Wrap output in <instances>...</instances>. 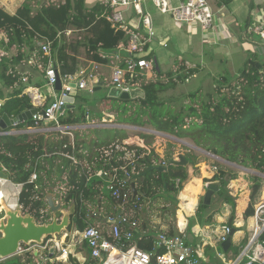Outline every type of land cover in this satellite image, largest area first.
<instances>
[{
    "label": "trees",
    "instance_id": "16d2710c",
    "mask_svg": "<svg viewBox=\"0 0 264 264\" xmlns=\"http://www.w3.org/2000/svg\"><path fill=\"white\" fill-rule=\"evenodd\" d=\"M32 1L34 0H24L22 5L24 16L10 17L5 22H1L0 19V27L7 38L6 41L0 37V51L10 54L8 61L0 58V119L3 114L15 118L27 110L36 109L37 106L32 103L25 91L31 86L44 88L46 83L47 57L43 55L41 46H38L39 42L51 40L52 56L61 75L75 72L78 64L76 56L78 49L71 45L66 37V30L69 28L84 32V38L78 42V46L83 45L85 58L100 64H108L113 57L104 54L103 50L130 47V33L114 25L107 18L113 12L110 2H100L90 7L86 0H67V4L61 7L64 11H61L52 9L44 1L37 15L31 18L29 12L32 10ZM130 12L135 13L133 9ZM27 18L34 21L33 26L28 23ZM61 21L64 23V30L59 28ZM41 29H50L53 35L41 38L38 35ZM147 46L148 44L145 46L146 49ZM13 48L17 50V55L13 54ZM69 48L76 53H70ZM145 57L153 59L154 54L150 52ZM27 58L28 60L37 58L38 63H35V66L39 68L41 64L40 68L44 71L43 78L31 85L23 84V77L17 70V64ZM122 60L121 65L125 66V60ZM201 69L200 66H188L184 60H176L173 67L166 72L154 70L156 75L154 80L145 82L144 79L135 78L133 84L139 80V87L145 91L144 98L121 99L107 95L105 98H94L88 103L82 91H78L75 96V108L66 110L60 117L61 125L70 127L67 131L73 132V137L59 130L1 134L0 168L9 172L12 183L22 185L18 203L24 212L35 216L40 223L49 222L52 215L46 196L48 190L58 185V193L61 187L66 190L62 192L65 205L76 204V213L72 216L68 230L76 228L82 231L89 226H95L92 216L97 214L102 205L106 208L105 214H122L129 222H137L133 232L134 241L139 248L151 251L156 247L157 234L152 233L156 230L148 225L141 226V230L138 228L141 215L146 211L145 201L149 199L151 203L164 192L175 193L178 197L180 191L172 181L177 177V172L171 168L172 164L163 172L148 168L151 165L170 162L172 155L169 152L161 157L154 149L148 150L134 143L124 144L127 134L113 141L107 139L100 141L96 138L89 141L86 135L79 132L81 128L77 126L94 120L104 123L106 111L115 115L116 119L113 122L118 124L151 126L160 133L170 134L179 139H191L196 146L218 159H206L214 166L229 169L228 165L219 161L223 159L244 169L264 174V72H255L253 65L247 62L236 75L224 70L219 78L222 79V85H217L215 92L207 99L204 98L202 90L197 89L187 95L183 108L177 109L167 100H159L160 92L175 88L178 83L200 73ZM3 87H7L9 91H5ZM105 100L109 101L110 107L97 109L96 107ZM50 125L56 124L52 122ZM32 126H35V121L30 119L16 125L15 129ZM11 129L13 127L7 128L6 131ZM139 136L147 139L152 134L140 133ZM91 143H95L94 148L90 147ZM116 144L136 150L132 161L124 159V151L117 149ZM107 150L111 152L108 153ZM65 154L74 155L75 160ZM115 168L116 186L129 192L126 202L114 197L109 187L107 193L101 190L99 184L102 181L95 178V174L105 170L112 172ZM33 173L37 174L35 180L31 179ZM251 177L254 182L253 185L247 184L252 192L248 196L246 206H243L244 200L241 196L244 188H232V184L238 181L233 174L218 170L211 179L205 180V183L213 181L221 183V190L217 195L220 197L221 205L226 203L231 206L233 223L246 221L254 214L255 199L261 190L260 181L263 177L257 174H251ZM106 181L108 183L107 179ZM124 181L125 185L121 186ZM133 183L139 192L137 196H134L132 190ZM102 201L106 203L103 204ZM122 203L123 208L120 207ZM221 207L208 210L210 205L201 202L191 223L214 222L215 215ZM179 213L182 218L184 215L180 209ZM102 223L105 230L108 223L105 221ZM261 239L264 240V233ZM191 244L198 245L196 242ZM199 247L202 257L206 260L212 245L203 238ZM33 258L31 254L24 257L13 256L1 264H30ZM71 262L76 264V259L71 258ZM86 264H95V261L92 260L90 263L88 261Z\"/></svg>",
    "mask_w": 264,
    "mask_h": 264
},
{
    "label": "built area",
    "instance_id": "2783aa9c",
    "mask_svg": "<svg viewBox=\"0 0 264 264\" xmlns=\"http://www.w3.org/2000/svg\"><path fill=\"white\" fill-rule=\"evenodd\" d=\"M146 1H109L113 12L107 16L108 20L130 33V47L127 49L132 52V56L124 59L125 66L118 65L114 67L111 76L113 87L121 91L130 92V90L139 87V80L144 79L154 65L153 59L145 57L148 54L145 46L155 36L151 14L146 12L144 8ZM150 1L159 12L171 15L177 24H198L204 30L211 29L216 25V18L220 13L219 11H214L208 0H184L176 6H173L170 0ZM131 9L134 10L138 17V21L132 25L128 22L126 15ZM143 27L144 29H142ZM75 31L69 28L66 30V35L70 36ZM249 31L264 41V20L253 24ZM42 42L41 49L43 55L47 57L45 68L46 83L44 85L47 92L45 93L44 91L45 94H42V88L36 86L28 87L25 91L32 103L37 106L36 112L32 116L35 126L26 129L9 130L5 134L38 133L50 130L69 133L67 130L70 127L62 126L60 117L65 114V99L70 96V92L73 90L72 84H76L77 92H94V89L101 84L99 78L100 63L86 58L84 63L79 62L77 64L75 72L61 75L52 56L51 40L45 39ZM58 76L62 82V88L59 91L55 88ZM135 78L139 80L133 84ZM42 111L45 112V116ZM52 122L56 125H50ZM153 132L157 133L156 131ZM124 144H133V142L128 140L124 141ZM116 148L124 151L123 157L129 161H132L136 154L135 149H129L124 145L116 144ZM110 152L108 151V153ZM65 156L75 160L74 155L65 154ZM116 171L117 168L112 172L105 170L100 174L108 180L109 189L113 196L126 202L129 192L116 186ZM36 178L37 174L33 173L31 179L35 180ZM3 181L9 180L0 178V182ZM125 183L126 181L121 186H124ZM15 185L20 187L16 194L17 199H19L22 185ZM64 189V187H61L60 192L57 193L55 197L56 203L61 202L65 205L62 198V192L66 191ZM18 204V202L15 203V207ZM120 207L123 208V203ZM58 216L60 218L61 213ZM250 219L252 221L251 237L248 245L231 256L227 255L228 251L224 250L223 247H218L214 252V257L218 264H264V240L261 239L264 233V201L259 202L255 206L254 214ZM105 222L108 223V229L105 230L100 226H89L82 231L73 228L46 238L42 244L31 243L27 245L20 243L18 252L14 256L24 257L27 254H31L37 260L35 262L32 261L30 264H73L71 258L76 259V264H86L92 260L95 261V264H212L210 258L205 260L202 257L198 245L191 244L180 236H173L168 232L157 233L156 247L151 251H146L139 248L134 241L135 235L133 231L137 226V222H129L128 218L122 214H108L105 216ZM128 243L129 245L127 246ZM7 259H0V264Z\"/></svg>",
    "mask_w": 264,
    "mask_h": 264
},
{
    "label": "crops",
    "instance_id": "0c3cea01",
    "mask_svg": "<svg viewBox=\"0 0 264 264\" xmlns=\"http://www.w3.org/2000/svg\"><path fill=\"white\" fill-rule=\"evenodd\" d=\"M16 1L23 2L24 0H2V2L5 3L4 5L10 11L17 7ZM89 1L91 3L93 2L92 5L87 4L91 7L96 3L106 1L109 2L110 0ZM183 1L184 0H170V3L173 6H176ZM208 3L211 5L214 11H219L220 13L216 18V25L211 29L205 30L198 24H177L171 15L162 14L161 12L157 11L150 0H147L144 3L145 11L150 12L151 14L152 26L155 31L154 38L148 42L147 53L151 52L154 54V57H156L158 60L159 66L162 68L161 71H168L173 67L176 60H184L188 66L202 67L201 72L191 77L189 80L178 83L177 86L175 88H172L169 92L168 90H165L159 93V100H167L177 109L183 108L184 103L187 101V95L196 91L197 89L202 90L205 99L209 98L215 92V87L217 85H222V79L219 80V78L224 73V70H227L231 75H236L248 62L253 65V70L255 72H264V41L261 40L256 34L249 31L250 27L253 24L264 20V0H208ZM126 15L128 17L127 20L131 25L138 21L136 13H131L130 11H128ZM142 29H144V27ZM122 59L124 58L113 56L108 64H101L99 78L101 80L100 85L102 88L106 84V81L111 82V88L113 87L111 81L112 71L114 67L121 65V63L123 62ZM44 91L46 90L41 89L42 94H45L47 92L46 91L44 93ZM163 94H166V96H164ZM177 102L181 103V105H177ZM108 115L113 116L112 114ZM113 120V117L108 120L103 118L104 123H98L94 120L93 122H89L77 127L88 129L100 128L105 126H118L119 128H121V126H123V124L115 123L113 122ZM156 132L163 137H172L186 143L183 139L176 138L173 135L160 133L158 131ZM68 134L73 137V134L71 132H69ZM134 139L135 141L129 134L124 141L129 140L141 147L148 148V150L154 149L161 157L165 156L164 152H168L172 147L176 145L173 142L171 143V145H164V143L162 142L151 143L153 139H156L155 137L149 139H141L138 136H135ZM193 162H196L195 158H193L189 163ZM163 164L166 165V162H164ZM205 168L206 169L202 168V173L199 172L198 174H195L192 171V173L188 175V177H190L188 182L192 181L193 179H201L202 192L198 195V202L195 206L194 211L191 214H188L186 210L190 209L186 208V210L183 212V217L188 220L187 233H193L194 242H196L198 246L201 244L203 238L207 239L208 243L212 245V243L209 241V237L214 236L220 226L224 224L229 225V219L231 216V206L226 203L221 205L220 197L216 193L212 197L211 203L209 204L210 208L208 210L212 208H219L221 206L222 207L220 211L215 215L214 222L208 224H200L195 221L193 224L191 223L192 219L195 218L199 204L203 202L204 194L206 191L205 185L207 184L205 183V180L211 179L213 177L212 170L207 166ZM229 169L227 168V170ZM206 173L207 175H205ZM258 175L262 176L263 180L260 181L261 190H259V194H257V197L255 199V206L259 202L264 201V174L258 173ZM236 179H238V181L232 184L233 189L239 187L241 183H250L253 185L254 182L253 178L250 182L246 181L244 176L243 178L236 177ZM246 184H242L241 188L248 189L245 190L244 193H247L246 196H249L252 190H250V187H248V185ZM184 188L179 192V194H181L183 190H185ZM105 189L106 187H103L101 190ZM235 192H237V190H235ZM179 194L176 204H178L179 202V209H181V196H179ZM100 200L101 199H99V202H101ZM159 200L161 201L156 202L155 200L151 202L152 205L150 206L149 210L147 209V207L150 202H148L146 206L144 205L146 207V210L148 211V214L146 215V220H143V218L141 217L142 220L140 226L148 225V227L156 230V234L168 232L173 236L178 235L179 229L177 227V223L180 222V224H183L184 218H181L178 208L174 212L167 211L166 209L168 208L164 209V207H166L165 205L168 204V202L162 199ZM102 202L103 204L106 203V201ZM185 204H187V202H185ZM102 210H106V208L100 205L98 215L95 218H98V221L100 218L103 222L105 221V216L108 214L104 215L102 213ZM101 220L99 222H101ZM251 222V219L248 218L246 221H237L232 224V227L236 230L232 236V246L227 253L228 256L235 255L236 252H238V250L240 251L245 245L251 235ZM189 229L191 231H189ZM215 250L216 249H214L212 245L210 252H208L207 254L208 258L206 260L210 258L212 264H218L216 258L214 257Z\"/></svg>",
    "mask_w": 264,
    "mask_h": 264
},
{
    "label": "rangeland",
    "instance_id": "374dc122",
    "mask_svg": "<svg viewBox=\"0 0 264 264\" xmlns=\"http://www.w3.org/2000/svg\"><path fill=\"white\" fill-rule=\"evenodd\" d=\"M44 1H46V4L50 5V7L52 9H56V10L61 9V11H64V8H61V7L65 6L67 4V0H40V1L34 0L31 2L32 10L29 12V16L31 18L35 17L37 15L38 9H40L41 4ZM23 2L22 1H18V2L16 1L17 7L15 9H12V11H10L4 5L5 3H3L2 0H0V9H1L0 19H1V22H5L10 17L11 18L21 17L23 15V8H22ZM86 2L88 5H92V3H93V2L91 3L89 0H86ZM60 16L63 20V14H61ZM31 18H27L26 20L28 21V23L30 25L33 26L34 21ZM59 28H60V30H64V23H62V21L59 23ZM58 32H60V31H58ZM38 35L41 38H45L48 36H52L53 33L50 29H47V30L41 29L38 31ZM0 37L7 41L6 35H5L2 27H0ZM66 37L68 38L69 43H71V45L72 44L75 45L76 48L78 49L77 53H76L74 50L72 51L71 48H69L70 53H72V54L76 53L78 63L79 62L84 63L85 62L84 59H86L84 47H83V45L78 46V42L83 40V38H84V32L75 31L72 33V35L66 36ZM12 52H13V54L17 55V50H15V48L12 49ZM80 57H82V58L80 59ZM0 58H3L4 60L8 61L10 58V54L5 52V51H0ZM37 60H38L37 58L36 59L34 58V60H28V58H27V59H24L20 63L17 64V70L19 73H21V75L23 77V79H22L23 84L31 85L34 82L40 81L43 78L44 71L40 68L41 64H39V68L35 66V63H38ZM158 69L159 70H157L155 68V66L153 65V68L150 70L149 74L144 77L143 81L148 82V81L154 80L156 78L154 70H156L157 72H160L162 68L159 67ZM16 87H18V86H16ZM110 88H111V82L106 81V84L103 86V88H101L100 90H98L96 92H81V93L86 96L87 102L91 103L92 102L91 100H93L94 98L95 99L96 98H98V99L99 98H105L109 94ZM3 89L5 91H9V89H7V87H3ZM42 89L46 90L45 88H42ZM171 89L172 88H169L168 92ZM175 90H177V89H175ZM163 95L166 96V94H163ZM161 97H162V94H161ZM51 99H52V97H51ZM100 105H98V107H96V108L100 109V108H103L104 106L106 108L110 107V103L107 100L103 101V104L100 103ZM177 105H181V103L177 102ZM109 112L110 111L105 112L107 114L105 116V119L108 120L111 117L116 119L114 114H112L113 116H108ZM11 127H13V129H15V126H11ZM13 129H11V130H13ZM153 130L154 129L151 126L141 127V126H134V125H130V124H123V126H121V128H119L118 126H113V127L105 126V127H100L98 129L93 128V129H89V130H84L83 128H81L79 132L86 135L88 137L89 141L91 138H96L97 140H100V141H103L106 139L113 141V140H115V139H117L123 135H126V134L127 135L130 134L131 137L133 138V140L135 141V139H134L135 136H138L139 138H141L139 136L140 133H148V134H152V136L149 138H152V137L156 138V139H153L151 141V143H155V142L161 143L162 142V143H164V145H171L172 142L175 143L177 146L175 145L176 147L174 146L168 152H164V155L166 153L170 152L171 155L173 156L172 159L179 160V155L183 154L185 156V158L189 160V162L192 161L193 157L196 158L195 159L196 162H193V163L188 162L187 164H183V165L176 164V163H173L171 161L168 163L166 162L167 166H170L172 164L171 168L174 169L173 171L177 172L176 173L177 177H174L172 179V181L175 184L174 186L177 187V189H179V191H181L184 188L185 184L190 179V177H188V175L191 174L192 171L195 174L196 173L198 174L199 172L202 173V168L206 169L205 168L206 166L209 167L211 170H212V168H215L217 170H223V171L226 170L227 172L232 173L234 175V177L243 178V176H244L245 180L248 182L252 181V178H250L251 174H257L258 175V173L256 171L244 169V168L237 166L235 164L224 162L222 159H219V161H221L225 165H228L229 168L231 169V171H230V169L227 170V168H225V167L221 168L219 166H214L213 164H211V162H209L207 160H209V159L215 160L216 158L213 157L206 150L196 146V144L191 139L184 138L183 140L186 142V143H184V142H181V141H179L175 138H172V137L171 138L168 136L163 137L162 135H159L158 133H154ZM71 133L74 134L73 132H71ZM141 139H144V138H141ZM140 143H141V141H140ZM91 144L92 145L90 147L94 148L95 143H91ZM199 160L202 162H200ZM216 160H218V159H216ZM205 175H207V173ZM95 178L97 179V181H100V180L102 181V183L99 184V186L101 187V189L103 187L104 188L106 187V189L103 191H105L107 193L109 185H108L107 181L106 182L104 181L105 177L101 174H95ZM242 184H246V183H241V185ZM241 185H239V187H241ZM260 186H261V184H260ZM57 187H59V186L57 185L55 187H52L50 190H48V194H54L56 197L57 193L59 191V190H57L58 189ZM19 189H20V187L15 185L14 183H12L10 180L0 182V195L2 196V198H0V220L3 219L5 216L4 206H3L2 202L5 201L7 204H9L10 202L17 203L18 197L16 196V194H17ZM245 190H248V189L245 188L243 190L242 195H241L243 200H244L243 206L244 205L246 206L247 201H248V196H246L247 193H244ZM183 191H185V190H183ZM214 194H216V193H214ZM214 194H212L211 197H213ZM179 196H180V194H179ZM215 196H217V195H215ZM158 198L168 202V204L165 205L166 207H164V209L168 208V209H166L167 211L174 212V211H176L177 208L179 209V202H178V204L175 205V203L178 200L175 193H171V194L170 193L169 194L168 193L167 194L161 193L157 198H155L156 202L161 201ZM211 200H212V198H211ZM151 205H152L151 203L148 205V207H147L148 210H149ZM154 207H156V206H154ZM49 210H50V208H49ZM102 211H103L102 213L104 215H106L105 210H102ZM147 214H148L147 210L144 213H142L141 217L143 218V220L147 219V217H146ZM2 215H4V216H2ZM97 215H98V212H97L95 217H97ZM142 218L139 221V228H141L140 225H141ZM92 221L95 224V226H100L102 229H104L103 228L104 225L102 222H99L96 218H93ZM106 229H108V226L106 227ZM153 233H155V232H153ZM36 260H37V258L34 257L33 262H35Z\"/></svg>",
    "mask_w": 264,
    "mask_h": 264
},
{
    "label": "water",
    "instance_id": "95a60500",
    "mask_svg": "<svg viewBox=\"0 0 264 264\" xmlns=\"http://www.w3.org/2000/svg\"><path fill=\"white\" fill-rule=\"evenodd\" d=\"M42 44L43 42H39L38 46H41ZM102 52L107 55L118 56L124 59L131 58L132 56V52L127 48L107 49L103 50ZM153 63L155 68L159 70L158 68L160 66L156 57H153ZM72 87L73 90L70 92V96L65 99L66 110L73 109L76 106V84H72ZM55 88L58 91L62 88V82L59 76L57 78ZM101 88V85L97 86L94 89V92L100 90ZM108 96L121 99L138 97L144 98L145 91L142 88L137 87L130 90V92H125L116 87H112L109 90ZM35 112L36 109H30L19 114L15 118H9L6 114H3L0 119V135L5 134L7 132V128L16 126L32 119V116ZM42 114L45 116L44 111H42ZM170 161L181 165L187 164L189 162V160L186 159L183 154L179 155V160L171 159ZM223 161L227 162L226 160ZM152 169H157L160 172H163L166 171L168 167L164 164H157L149 166L148 170ZM0 178L10 180L9 172L4 168H0ZM132 190L134 192V196H137L139 194L134 183L132 184ZM46 198L52 218L49 222L44 223L38 222L36 217L32 214L24 212L21 205H17L14 208L7 204L5 201L3 202L5 216L0 220V259H7L17 254L20 243H24L27 245L31 243L42 244L46 238L61 234L63 231L69 228L72 223V216L76 213V204L71 203L69 204V206H65L61 202L56 203L54 194H47ZM148 202L149 199H146L145 206ZM59 213H61L60 218L58 216ZM224 250L227 249L224 248Z\"/></svg>",
    "mask_w": 264,
    "mask_h": 264
},
{
    "label": "bare ground",
    "instance_id": "6f19581e",
    "mask_svg": "<svg viewBox=\"0 0 264 264\" xmlns=\"http://www.w3.org/2000/svg\"><path fill=\"white\" fill-rule=\"evenodd\" d=\"M217 171H218L217 169L212 168L213 176L216 174ZM184 189H185V191H183L180 194V196H181V203H180L181 209L180 210L182 212H184L186 210V208L187 209L189 208L190 210H186V211L188 212V214H191L194 211L195 206L198 202V195L202 192V190H201V179H193L192 181L188 182L185 185ZM205 189H206V191L204 194L203 203L204 204H210L211 198H212L211 195L214 193H218L221 190V183L217 182V181L209 182L205 185ZM225 189L228 190L227 187ZM0 198H2L1 195H0ZM185 202H187V204H185ZM9 205L11 207L15 208L14 202H10ZM233 219H234V217L231 216L229 219V225L224 224V225L220 226V228L217 231V234H215L212 237H209L210 238L209 241L212 243L214 249H217L220 246V247L227 249V251H229V249L231 248L232 236L236 230L235 228L232 227ZM183 221H184L183 224H180V222L177 223V227L179 229V234L175 235V236H180V237L188 240L190 243H193L194 242L193 233L192 232L187 233L188 220L186 218H184ZM250 237H251V235H250ZM250 237L247 240L246 244L242 247L241 250H243L248 245Z\"/></svg>",
    "mask_w": 264,
    "mask_h": 264
},
{
    "label": "flooded vegetation",
    "instance_id": "af4514ba",
    "mask_svg": "<svg viewBox=\"0 0 264 264\" xmlns=\"http://www.w3.org/2000/svg\"><path fill=\"white\" fill-rule=\"evenodd\" d=\"M95 216H96V215H93V218H95ZM97 219H98V218H97ZM100 220H101V219L99 218V221H100ZM101 222H102V220H101Z\"/></svg>",
    "mask_w": 264,
    "mask_h": 264
}]
</instances>
